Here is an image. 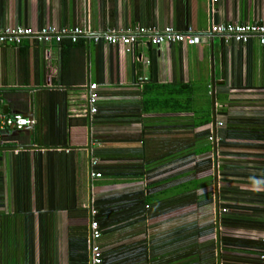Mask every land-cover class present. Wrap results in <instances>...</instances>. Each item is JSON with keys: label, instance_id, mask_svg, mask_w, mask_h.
I'll return each mask as SVG.
<instances>
[{"label": "crops", "instance_id": "1", "mask_svg": "<svg viewBox=\"0 0 264 264\" xmlns=\"http://www.w3.org/2000/svg\"><path fill=\"white\" fill-rule=\"evenodd\" d=\"M220 22L264 23V0H0V27ZM0 112L34 119L0 140V264H90L93 218L102 264H264L256 37L0 43Z\"/></svg>", "mask_w": 264, "mask_h": 264}, {"label": "built area", "instance_id": "2", "mask_svg": "<svg viewBox=\"0 0 264 264\" xmlns=\"http://www.w3.org/2000/svg\"><path fill=\"white\" fill-rule=\"evenodd\" d=\"M212 34L220 36L224 42H228L230 39L246 42L250 37H256L259 44L264 45V23L259 22H220L212 24L209 28V32L203 35L193 33L191 31L178 32L171 26H165L158 29L153 27L137 26L125 27L118 30L106 29L100 32H92L88 25L58 27L56 25L49 24L39 29H34L30 26L15 25L12 27H0V43L19 45L24 38H36L44 43H59L63 39L76 42L78 39L84 38L91 39L93 41L102 40L109 44H121L123 46H128L138 43L143 44L145 38L147 44L156 46L160 43L174 41H181L186 44L200 43L208 39ZM96 98L97 93L95 92V84H90L88 86L87 97L90 105V112H94L96 109L94 105ZM33 122L34 119L32 117L23 116L21 114L9 115L0 112V140L9 128L21 129L25 125ZM208 138L212 141L215 139L213 134H210ZM94 163L95 160L93 161V164ZM90 175L93 177H100L101 174L99 171L91 170ZM90 226L91 234L87 239L88 248L90 250V264H101L102 249L97 243V239L100 236V229L95 218L91 220Z\"/></svg>", "mask_w": 264, "mask_h": 264}, {"label": "trees", "instance_id": "3", "mask_svg": "<svg viewBox=\"0 0 264 264\" xmlns=\"http://www.w3.org/2000/svg\"><path fill=\"white\" fill-rule=\"evenodd\" d=\"M101 256H102V252H101ZM102 261H103V256H102ZM102 264V263H101Z\"/></svg>", "mask_w": 264, "mask_h": 264}]
</instances>
